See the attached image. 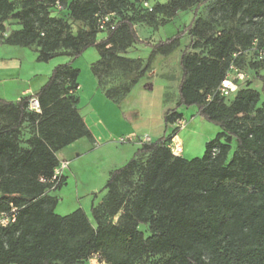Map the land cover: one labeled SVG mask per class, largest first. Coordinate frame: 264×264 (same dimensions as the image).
Returning <instances> with one entry per match:
<instances>
[{"label": "trees", "instance_id": "obj_1", "mask_svg": "<svg viewBox=\"0 0 264 264\" xmlns=\"http://www.w3.org/2000/svg\"><path fill=\"white\" fill-rule=\"evenodd\" d=\"M56 1L0 0L1 43L34 47L39 62L71 58L56 65L36 93L15 101L0 97V197L19 207L17 221L0 228V264H79L94 254L105 264H264V101L259 105L261 91L251 87L240 86L232 99L215 93L232 64L247 74L246 65L257 69L264 91V0L223 2L237 23L221 29L198 14L208 0H167L152 9L144 0H60L65 9L58 12ZM193 7L191 24L153 44L147 59L125 55L139 40L137 22L166 25ZM109 12L118 21L99 40L97 14ZM12 20L21 27L4 36ZM186 35L179 98L164 110L165 134L109 172L91 217L84 208L58 214L59 198L51 191L67 183L66 175L52 180L58 152L81 138L95 140L80 112L81 70L72 61L96 47L91 71L97 86L119 103L157 56L174 53ZM32 97L40 112L29 109ZM191 106L220 131L203 156L186 158L172 152L176 132L166 131L183 118L180 108ZM26 123L31 134L23 143Z\"/></svg>", "mask_w": 264, "mask_h": 264}, {"label": "rangeland", "instance_id": "obj_2", "mask_svg": "<svg viewBox=\"0 0 264 264\" xmlns=\"http://www.w3.org/2000/svg\"><path fill=\"white\" fill-rule=\"evenodd\" d=\"M166 1L150 0V3L154 5L155 3H164ZM225 1L208 0L205 3H201L198 12L199 16L213 20L217 29L235 25L237 18L229 17L228 14L223 12L222 4ZM194 16L195 9L193 7L188 10L179 11L166 25L154 26L144 22H137L135 29L138 33L139 40L125 55L147 59L151 53L153 44L161 40H166L178 31L184 30L185 27L191 24ZM243 26H250L254 30V26L248 23H244ZM7 27L10 30L19 29L21 25L17 21L12 20L7 23ZM72 27L74 32H76L78 23L73 22ZM106 36L107 33L101 31L98 34V39H104ZM188 42L189 37L186 35L181 41V46L174 53L170 56H158L151 70L142 78L146 83V87H150L155 82L165 83L166 86L163 94L164 110L174 107L179 98L178 84L182 76L179 59L182 50ZM19 47L21 46L12 48L14 50L1 48L0 65L4 66L5 63L13 65L21 60L26 70L32 69L33 65H37V70L43 71L46 66L51 64L55 67L58 64L71 61L70 57L60 55L51 59L49 62H33L36 60L34 57H37V52L28 47L26 49H28L27 51H31L30 54L29 52H23L21 55V52L17 50ZM33 54L35 55L34 57ZM89 55H97V57L93 59V57L89 58ZM98 57L99 53L96 47L90 46L78 58L72 61V64L81 70L79 76L80 90L77 91V94L82 96L84 105L89 102L91 96L93 97L91 104L84 107L83 112L87 114L88 124L94 131L97 140L96 143H93L91 140L79 142L75 152L66 148L58 152V157L61 162L69 160V166L64 170L68 174L67 183L61 189L51 191L52 194L57 195L59 198L56 212L61 215L69 214L78 208H84L91 217L92 204L99 203L104 197L105 190L103 186L107 180L106 178H108L107 176H109V172L124 165L134 156L131 155L128 147H140L145 141L152 140L151 136L140 132L121 135L130 129L129 126L119 116L117 109L114 107L115 103L106 98L100 89L96 90V77L91 71L89 62L97 60ZM247 59L249 58L247 57ZM250 68L253 69L252 66L246 65L248 78L241 83V87H251L261 91L260 105L264 101V91L261 87L262 82L257 76V73H255L257 69H254V72H252ZM261 73H263L262 70ZM129 95L116 104L126 118L142 121V112L140 108L130 104ZM181 110L184 113L183 115H185L181 119V121H184L185 127H179L177 125L178 120L175 124L170 125L167 135L176 132L183 146L181 156L186 158L203 156L206 142L211 140L220 131V128L218 125L200 116L197 113L196 106L182 107ZM30 134L31 126L26 123L22 128L23 143H25ZM235 147L236 142L233 140L232 150L229 154L230 157ZM62 175H65L64 172ZM93 190L96 191L93 192ZM140 229L144 231L146 236L149 235L145 225H141ZM93 262L95 264L97 263L96 260H93ZM79 264H91V262L89 259Z\"/></svg>", "mask_w": 264, "mask_h": 264}, {"label": "crops", "instance_id": "obj_3", "mask_svg": "<svg viewBox=\"0 0 264 264\" xmlns=\"http://www.w3.org/2000/svg\"><path fill=\"white\" fill-rule=\"evenodd\" d=\"M17 47L18 46H12V45L3 44L0 42V49L8 48L9 50H14L12 48H17ZM26 48L28 47H19V49L17 50L21 52V55L23 52H26V53L29 52L30 54L31 51H27L28 49ZM32 49L35 50L34 47H32ZM34 56L35 55L33 54V57ZM92 57L94 59V57H97V55H89V58H92ZM33 62H39V61H37L36 59ZM92 62H89L90 65ZM37 67H38L37 65H33L32 69L26 70L24 68V63L21 60H19L13 65H11L10 63H5L4 66L0 65V97L7 99V100L15 101V100H18L22 96L32 95L36 93L42 87V85H44L46 81L48 80L49 76L51 75L54 65L51 64L49 66H46L43 71L37 70L38 69ZM145 84L146 83L144 82V79H141L139 83L131 91V94L129 95L130 104L140 108L141 112L143 113V114L141 113V117H143L142 121L131 120L129 118H126L116 103L114 107L117 109L119 116L122 118V120L130 128L126 132L122 133L121 135H127V134H133V133L140 132V133H146L147 135L151 136L152 140H156L165 134V123L163 119V114H164L163 94H164L166 85L164 82H155V83H152L150 87H146ZM96 85H97V80H96ZM96 88H97L96 90H99L98 86ZM79 90H80V87H79ZM79 96H80V103H79L80 112L84 116L88 124L89 122L86 118L87 114L83 112V108L91 104L93 97L91 96L89 102L86 105H84L82 96L80 94ZM181 109L180 111L183 113ZM166 134H167V131H166ZM94 137H95V140L93 141V143L94 142L96 143L97 138H96L95 133H94ZM87 140L89 139L81 138L71 143L70 145L66 146L65 148L70 149L72 152H75L79 142H82V141L87 142ZM128 148L131 151V155H134L138 147H128ZM64 174L68 177V174L65 171H64ZM95 191L96 190H93V192Z\"/></svg>", "mask_w": 264, "mask_h": 264}, {"label": "built area", "instance_id": "obj_4", "mask_svg": "<svg viewBox=\"0 0 264 264\" xmlns=\"http://www.w3.org/2000/svg\"><path fill=\"white\" fill-rule=\"evenodd\" d=\"M143 6L145 8L152 9L153 5H151L150 0H144ZM53 9L56 12L62 11L65 9V5L60 0H57ZM97 17H98L99 28L104 32L114 29L118 21V15L115 12L98 13ZM9 31L10 28L8 27L7 31H5L3 35L7 36ZM259 57L264 59V46L259 49ZM247 78H248V74L246 71L232 64L228 69V71L226 72L224 78L221 80L215 93H218L225 98L234 97L238 92V90L240 89L241 83L244 82ZM208 99L211 100L212 95H209ZM29 109L31 111H36V112L41 111L39 101L36 97L31 98L29 102ZM177 125L181 128L185 127L184 121L181 120H179ZM169 146L171 147V150L175 155H181V152L183 151V146L181 140L178 139L177 135H175L172 138L171 142L169 143ZM68 166H69V160L60 162V165L54 171L52 180L58 181L61 178L64 170ZM18 212H19V207L14 205V203L11 201L9 202L6 201L5 203L4 201H2L0 197V228H5L15 223L17 221ZM93 260L97 261L96 264H105V262L99 260L98 254H94L90 258L91 264H95Z\"/></svg>", "mask_w": 264, "mask_h": 264}]
</instances>
